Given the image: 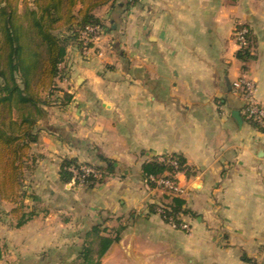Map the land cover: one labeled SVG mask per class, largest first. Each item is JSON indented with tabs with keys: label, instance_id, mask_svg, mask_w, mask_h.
I'll return each instance as SVG.
<instances>
[{
	"label": "crops",
	"instance_id": "obj_1",
	"mask_svg": "<svg viewBox=\"0 0 264 264\" xmlns=\"http://www.w3.org/2000/svg\"><path fill=\"white\" fill-rule=\"evenodd\" d=\"M94 15L92 46L67 48L70 99L58 91L30 145L22 208L0 199V264H60L95 225L120 229L99 264H264V128L231 86L252 80L264 106V0H115ZM237 25L251 33L246 61ZM164 155L184 160L189 231L153 210L173 196L142 166ZM65 159L104 169L102 180H63Z\"/></svg>",
	"mask_w": 264,
	"mask_h": 264
},
{
	"label": "trees",
	"instance_id": "obj_2",
	"mask_svg": "<svg viewBox=\"0 0 264 264\" xmlns=\"http://www.w3.org/2000/svg\"><path fill=\"white\" fill-rule=\"evenodd\" d=\"M114 1L0 0V199L17 203L13 212L22 208L19 198L24 193L25 160L30 145L37 140L38 121L45 114L41 105L48 103L41 99L39 93L51 90L55 78L65 75L63 64L67 46L84 49L81 30L88 25L101 27L94 10ZM240 26L237 25L235 30ZM246 40L247 44L236 53L242 61L251 57L249 29ZM90 46L92 42L86 45ZM59 64H62V69H59ZM62 92L65 101L69 100V94ZM14 113L16 119L13 118ZM170 156L178 163L177 171H182L185 168L183 158ZM71 165L80 164L70 159L63 160L61 178L78 184L68 169ZM90 167L98 173V177L88 176L82 186H93L103 178L104 169ZM142 168L144 179L150 186H156L150 176L172 177L175 173L169 163L160 161L158 157L144 163ZM183 204L184 201L177 196H173L168 204L167 214L173 216L176 223L180 222L177 216L185 212ZM32 215V212L22 213L17 224H23ZM103 231L100 225L93 226L86 233L76 256L69 260L61 258L60 264H99L110 245L120 237V229L113 236H105ZM1 254L0 246V259Z\"/></svg>",
	"mask_w": 264,
	"mask_h": 264
},
{
	"label": "built area",
	"instance_id": "obj_3",
	"mask_svg": "<svg viewBox=\"0 0 264 264\" xmlns=\"http://www.w3.org/2000/svg\"><path fill=\"white\" fill-rule=\"evenodd\" d=\"M100 32V27L98 25H88L80 32V39L82 40V44L84 45V49L88 42H94L98 34ZM248 33V28L244 25H241L238 29L235 30V41L239 48H242L247 44L246 35ZM59 69H62V64H59ZM63 81H67V76L63 78ZM232 90L235 93H238L243 106L241 109V113L250 121L255 122L261 128H264V106L259 104L255 99V84L252 80L246 77H239L232 84ZM160 161L164 163H169L175 173L172 177L160 176L155 178L150 176L149 179L156 184V187L161 188L166 194L169 196H181L184 194V188L178 183L176 180L178 163L175 158L171 156H159ZM71 171L73 178L77 180L78 184L82 185L88 176L98 177V173L90 166L80 164L79 166L71 165L68 167ZM154 212L159 214L163 219L169 222L173 227H179L185 231L190 230L189 224L186 222L176 223L173 216L168 215L167 211L169 210L167 204H157L153 208ZM179 217V216H177Z\"/></svg>",
	"mask_w": 264,
	"mask_h": 264
},
{
	"label": "rangeland",
	"instance_id": "obj_4",
	"mask_svg": "<svg viewBox=\"0 0 264 264\" xmlns=\"http://www.w3.org/2000/svg\"><path fill=\"white\" fill-rule=\"evenodd\" d=\"M18 10L19 11L21 10V3H19V5H18ZM67 48H68V46H67ZM67 52L68 51L66 50V54H67ZM65 76H67V75H64L63 77H57V78H55L54 87H52L51 90H48V91H40L39 96L41 97V99L44 100L45 102H48L46 104L41 105V108H50V106L53 105V102L56 101V99H57L55 97V95L58 94V91L62 90V88L59 86L60 83L66 82V81H62ZM60 94H61V96H63V93H60ZM61 99H64V97H61ZM13 116H14L13 117L14 119L17 118L16 117V113H14ZM40 121H41V119L38 121V124H39ZM1 203H2V201H1Z\"/></svg>",
	"mask_w": 264,
	"mask_h": 264
},
{
	"label": "water",
	"instance_id": "obj_5",
	"mask_svg": "<svg viewBox=\"0 0 264 264\" xmlns=\"http://www.w3.org/2000/svg\"><path fill=\"white\" fill-rule=\"evenodd\" d=\"M233 116L236 118V120H237L238 122L241 121V118H240L239 112H238L237 110H235V111L233 112Z\"/></svg>",
	"mask_w": 264,
	"mask_h": 264
}]
</instances>
